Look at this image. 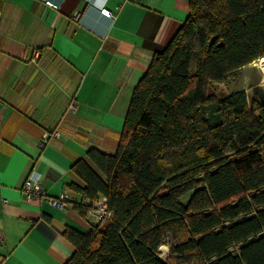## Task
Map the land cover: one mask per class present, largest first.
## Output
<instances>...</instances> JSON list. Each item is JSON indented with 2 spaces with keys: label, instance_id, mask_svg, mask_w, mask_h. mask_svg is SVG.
<instances>
[{
  "label": "trees",
  "instance_id": "obj_1",
  "mask_svg": "<svg viewBox=\"0 0 264 264\" xmlns=\"http://www.w3.org/2000/svg\"><path fill=\"white\" fill-rule=\"evenodd\" d=\"M187 14L133 87L114 153L72 165L71 187L110 215L61 230L63 264H264V88L215 94L264 57V0H189Z\"/></svg>",
  "mask_w": 264,
  "mask_h": 264
},
{
  "label": "crops",
  "instance_id": "obj_2",
  "mask_svg": "<svg viewBox=\"0 0 264 264\" xmlns=\"http://www.w3.org/2000/svg\"><path fill=\"white\" fill-rule=\"evenodd\" d=\"M51 1L0 6V264L67 262L61 230L92 222L72 165L91 147L114 153L133 87L189 12V0ZM26 178L67 200L27 201Z\"/></svg>",
  "mask_w": 264,
  "mask_h": 264
},
{
  "label": "built area",
  "instance_id": "obj_3",
  "mask_svg": "<svg viewBox=\"0 0 264 264\" xmlns=\"http://www.w3.org/2000/svg\"><path fill=\"white\" fill-rule=\"evenodd\" d=\"M45 4L56 8V4L51 0H44ZM100 12L107 17L112 16L111 10L106 7L100 9ZM78 13L72 16L74 21H77ZM72 107V106H71ZM21 192H23L25 199L27 201H31L33 199H45L49 203L54 205H62L67 200L66 195L60 194L57 198L47 197L46 192L38 181L33 180V178H26L21 186ZM82 202H84L86 206V212L84 213L86 217L91 218L93 223L99 222L102 219L108 217L110 215L109 210L106 208V205L102 199L98 200H88V198H81Z\"/></svg>",
  "mask_w": 264,
  "mask_h": 264
},
{
  "label": "rangeland",
  "instance_id": "obj_4",
  "mask_svg": "<svg viewBox=\"0 0 264 264\" xmlns=\"http://www.w3.org/2000/svg\"><path fill=\"white\" fill-rule=\"evenodd\" d=\"M260 60L255 59L254 62L242 67L235 78H231L227 83L216 87L215 94H225L235 89H245L248 95L251 94V88L259 85L264 88V64ZM174 240L170 236L164 237L162 244L159 246V257L165 259L168 255V247ZM235 250V249H232Z\"/></svg>",
  "mask_w": 264,
  "mask_h": 264
},
{
  "label": "bare ground",
  "instance_id": "obj_5",
  "mask_svg": "<svg viewBox=\"0 0 264 264\" xmlns=\"http://www.w3.org/2000/svg\"><path fill=\"white\" fill-rule=\"evenodd\" d=\"M258 60H260L259 64H260V63L264 64V57H261V58H259Z\"/></svg>",
  "mask_w": 264,
  "mask_h": 264
}]
</instances>
